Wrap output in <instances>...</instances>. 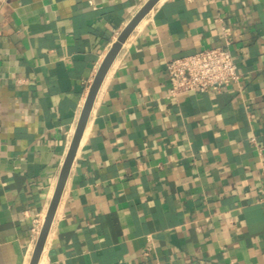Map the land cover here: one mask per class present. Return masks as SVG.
Segmentation results:
<instances>
[{
	"label": "crops",
	"instance_id": "obj_1",
	"mask_svg": "<svg viewBox=\"0 0 264 264\" xmlns=\"http://www.w3.org/2000/svg\"><path fill=\"white\" fill-rule=\"evenodd\" d=\"M147 1L0 0V264H30L91 84ZM227 40L240 81L171 92L169 59ZM85 131L44 264H264V0H159Z\"/></svg>",
	"mask_w": 264,
	"mask_h": 264
},
{
	"label": "built area",
	"instance_id": "obj_2",
	"mask_svg": "<svg viewBox=\"0 0 264 264\" xmlns=\"http://www.w3.org/2000/svg\"><path fill=\"white\" fill-rule=\"evenodd\" d=\"M229 44L230 40H227L224 45L205 47L195 53L169 59L166 67L171 92H205L240 81L239 64Z\"/></svg>",
	"mask_w": 264,
	"mask_h": 264
},
{
	"label": "water",
	"instance_id": "obj_3",
	"mask_svg": "<svg viewBox=\"0 0 264 264\" xmlns=\"http://www.w3.org/2000/svg\"><path fill=\"white\" fill-rule=\"evenodd\" d=\"M159 0H148L143 7L136 13V15L131 19V21L126 25V27L123 29V31L118 36L117 40L113 43L111 49L105 56L95 78L93 83L91 84L87 99L85 101L83 110L81 112L78 125L75 131V134L73 136L71 145L69 147V150L67 152V155L65 157L64 163L62 165L59 179L53 194V197L51 199V202L49 204L42 228L40 230L37 242L35 244V248L33 251V255L30 261V264H38L45 246V242L47 240L51 224L53 221V218L55 216V213L57 211L65 184L67 182V178L69 176L73 161L75 159V156L77 154V151L79 149V145L81 142V139L83 137L91 110L93 108V104L95 102L96 96L98 94V91L101 87V84L111 67L115 57L117 56L118 52L120 51L123 43L126 41L130 33L133 31V29L137 26V24L141 21V19L157 4Z\"/></svg>",
	"mask_w": 264,
	"mask_h": 264
},
{
	"label": "bare ground",
	"instance_id": "obj_4",
	"mask_svg": "<svg viewBox=\"0 0 264 264\" xmlns=\"http://www.w3.org/2000/svg\"><path fill=\"white\" fill-rule=\"evenodd\" d=\"M86 131H87V129H86ZM86 131H84V133H86ZM44 254H45V251L42 253V256H41L40 261H39L38 264H44L45 263V256H44Z\"/></svg>",
	"mask_w": 264,
	"mask_h": 264
}]
</instances>
